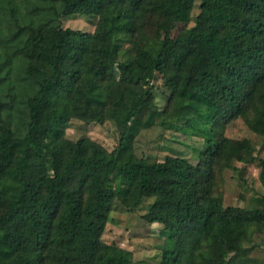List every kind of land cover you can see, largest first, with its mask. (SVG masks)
<instances>
[{
	"label": "trees",
	"instance_id": "16d2710c",
	"mask_svg": "<svg viewBox=\"0 0 264 264\" xmlns=\"http://www.w3.org/2000/svg\"><path fill=\"white\" fill-rule=\"evenodd\" d=\"M199 1L212 10L192 17L196 0H0V186L16 192L0 264H133L102 241L115 198L158 224L153 264H264L251 256L264 231V149L242 138L232 155L241 183L259 169L241 221L225 219L215 194L228 126L240 120L264 140V0ZM76 15L93 30L61 25ZM153 16L183 24L157 52L142 37ZM62 57L75 70L68 90ZM155 95L154 120L192 142L190 157L136 154L133 126ZM72 120L111 123L116 145L67 138Z\"/></svg>",
	"mask_w": 264,
	"mask_h": 264
},
{
	"label": "rangeland",
	"instance_id": "374dc122",
	"mask_svg": "<svg viewBox=\"0 0 264 264\" xmlns=\"http://www.w3.org/2000/svg\"><path fill=\"white\" fill-rule=\"evenodd\" d=\"M212 5L206 1L196 0L192 17L198 13L210 12ZM89 15H76L61 18L60 23L65 27L76 30L92 31L94 20ZM193 19V18H192ZM192 22L190 23V25ZM183 28V24L176 23L164 17H150L143 24L142 37L149 50L157 52L160 41L166 33L176 35ZM60 76L58 85L63 90L70 88L75 70L71 68V59L62 57L58 62ZM85 79V77H83ZM157 95L150 96L146 105L138 116L137 123L133 126L136 133L135 151L138 156H149L162 160L166 155L184 154L189 156L192 150V142L179 133L166 131L157 120H154L156 110L161 105ZM65 136L73 141L89 137L100 143L107 150H112L117 143V133L111 123L98 125L72 120L66 130ZM173 136L177 139L174 140ZM250 139L257 152L264 149V140L250 132L242 121L231 123L225 131L224 158L220 173L218 174L215 194L221 195L223 206L227 209L225 219L229 222H239L243 216L240 208L247 205L249 198L261 190L258 181V167L254 164L248 167L246 183H241L233 172V167L238 164L232 161V155L239 150L240 139ZM16 201L15 189L8 186H0V219L9 209L14 208ZM234 206V207H233ZM146 208L137 212H127L114 199L113 210L110 213L108 223L102 236V241L107 244H115L119 248L132 253L133 264H153L157 261L158 252L156 243L159 236V226L147 215H143ZM253 242L258 246L251 253L252 258L264 261V231L253 236Z\"/></svg>",
	"mask_w": 264,
	"mask_h": 264
}]
</instances>
